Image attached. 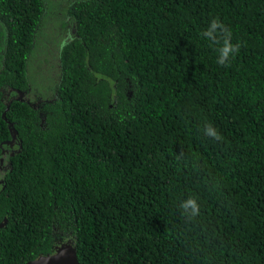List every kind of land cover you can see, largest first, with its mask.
<instances>
[{"label":"trees","instance_id":"16d2710c","mask_svg":"<svg viewBox=\"0 0 264 264\" xmlns=\"http://www.w3.org/2000/svg\"><path fill=\"white\" fill-rule=\"evenodd\" d=\"M61 1L0 0L3 75L25 88L45 40L58 67L42 109L6 113L22 143L0 190V264L68 240L80 264H264V0ZM215 17L241 45L226 67L200 35ZM56 22L73 30L63 48Z\"/></svg>","mask_w":264,"mask_h":264},{"label":"flooded vegetation","instance_id":"af4514ba","mask_svg":"<svg viewBox=\"0 0 264 264\" xmlns=\"http://www.w3.org/2000/svg\"><path fill=\"white\" fill-rule=\"evenodd\" d=\"M50 31L53 33V35L58 31L60 32V34L57 37H55V43H53L55 45L56 43L59 42V38L62 36V34H65L62 37V42H63V41H65V38L68 37V35L66 34V31H73V30L70 27V24L66 25V28L63 29L59 23L58 27H56L55 30H50ZM47 33H48V30H47ZM6 35H7V33L5 32V29H4V23L2 21H0V101L5 105V108L2 111L1 117L7 123V129L10 132L9 126L10 125L13 126V123L9 122V120L6 119V113L9 111L10 106L14 101L20 102V103H25L28 106L32 107L33 109L38 110L39 108L42 109L43 105L48 103V97H46L45 99L36 100L34 102V101H32V99L37 98L38 92L33 91L34 89L31 87L30 84H26L25 88L20 89L19 88V77H18L17 73H15L14 77H8V76L5 77V75H3L4 74L3 71L6 68V66H5L6 49L3 48V44L6 41ZM48 46L50 47V44H48ZM52 56H55V60H56V53L53 54V52H52V54L48 55V57H52ZM29 67H31V66L29 65L28 68ZM27 80L29 82V79H27ZM49 100H51V99H49ZM3 114H5V115L3 116ZM45 117H46V114L44 115L42 113V111H39V113H38L39 125L42 128H45V125H46L45 124ZM13 128H14V126H13ZM14 131H16V129ZM9 135L10 136L8 139L0 141V188H1L0 190L3 189L2 185H3V182L5 180L4 177H5L6 173L11 170L10 169V167H11L10 159L13 158L19 152V150L21 148V143H22L21 139L18 137V133H16V137L15 136L12 137L11 133H9ZM4 221H5V219L3 218V222ZM3 222H1V223H3ZM5 225L6 224H4L3 227L0 228V230L2 228H4ZM68 241H70V240H68ZM67 242H64V243H67ZM64 243H60L58 241V245H55V248L61 244H64ZM70 243L73 245V243L71 241H70ZM55 248H54V251H55ZM41 256H44V255H41ZM26 263L27 262H25L24 264H26Z\"/></svg>","mask_w":264,"mask_h":264},{"label":"clouds","instance_id":"9594fccd","mask_svg":"<svg viewBox=\"0 0 264 264\" xmlns=\"http://www.w3.org/2000/svg\"><path fill=\"white\" fill-rule=\"evenodd\" d=\"M200 35L213 44H219L216 62L220 66H229L231 61L239 54L241 48L240 43L232 42V33L230 29L220 20L219 17L212 18L208 27L204 29ZM66 44L67 41H63L61 43V48L65 47ZM202 131L205 136L216 141L223 139L218 129L211 122H206ZM179 208L182 210V215L190 220L198 217L201 212V205L198 198L193 195H189L183 199L179 204Z\"/></svg>","mask_w":264,"mask_h":264},{"label":"rangeland","instance_id":"374dc122","mask_svg":"<svg viewBox=\"0 0 264 264\" xmlns=\"http://www.w3.org/2000/svg\"><path fill=\"white\" fill-rule=\"evenodd\" d=\"M65 2L66 0L62 3L64 4ZM61 7L59 9H61ZM58 24L59 22H56V25L52 24L48 28L50 30H55ZM65 28L66 27L63 29ZM50 35H53V33L51 32ZM59 44H61V42ZM52 51L53 50L48 46V40H45L33 50L29 58L27 65V68L29 65L31 66V69H28L29 84L34 89L33 91L38 92V98L32 99L34 102L39 99H45L46 97H48L49 100L52 89L56 83L55 80L58 78V67L56 65L55 56L48 57V55L52 54Z\"/></svg>","mask_w":264,"mask_h":264},{"label":"water","instance_id":"95a60500","mask_svg":"<svg viewBox=\"0 0 264 264\" xmlns=\"http://www.w3.org/2000/svg\"><path fill=\"white\" fill-rule=\"evenodd\" d=\"M5 114H3L4 116ZM10 127V133L12 137H16V131L12 125ZM14 134H13V133ZM11 143V142H10ZM2 183V182H1ZM7 223V220L0 223V228ZM26 264H80L77 255L76 248L68 241L67 243L61 244L55 248L52 254L39 256L38 258L28 261Z\"/></svg>","mask_w":264,"mask_h":264}]
</instances>
